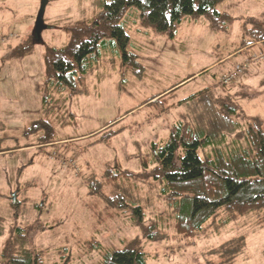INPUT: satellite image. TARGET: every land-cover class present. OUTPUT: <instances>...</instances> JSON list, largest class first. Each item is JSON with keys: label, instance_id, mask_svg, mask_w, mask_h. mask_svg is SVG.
Masks as SVG:
<instances>
[{"label": "rangeland", "instance_id": "rangeland-1", "mask_svg": "<svg viewBox=\"0 0 264 264\" xmlns=\"http://www.w3.org/2000/svg\"><path fill=\"white\" fill-rule=\"evenodd\" d=\"M111 1L49 0L37 42L41 0H0V264L35 254L48 264H97L107 252L127 248L143 252L148 264H264V225L252 214L220 226V213L205 224V235H177L170 224L181 208L164 193V173L153 155V144H165L174 125L194 123L202 113L226 134L248 122L264 124V59L262 67L255 58L246 63L264 44L229 58L245 40L255 41L251 31L264 32V0H221L211 10L220 15L184 17L173 38L127 9L118 24L138 67L99 20ZM98 20L97 34L106 35L83 61L84 72L75 62V93L54 84L51 53L79 36H95L82 32ZM22 48L31 50L17 56ZM240 64L246 72L224 89L226 71ZM201 91L199 100L175 106ZM225 107L237 114L220 116L219 123L218 109ZM107 170L129 176L123 195L139 199L144 224L117 216L90 189V179L101 183ZM154 224L162 226L152 232L164 237H147Z\"/></svg>", "mask_w": 264, "mask_h": 264}, {"label": "trees", "instance_id": "trees-1", "mask_svg": "<svg viewBox=\"0 0 264 264\" xmlns=\"http://www.w3.org/2000/svg\"><path fill=\"white\" fill-rule=\"evenodd\" d=\"M219 1L221 0H112L109 4H104L103 10L99 13V20L110 25L108 27L111 30L110 36L124 50V58L138 67L135 56H129L126 52L130 38L124 28L118 24L127 9H136L140 13L142 23L149 24L157 33H167L173 38L177 26L184 17L220 15L211 11ZM99 20L94 21L91 25L92 29L82 32L83 34L93 32L95 36L87 40L79 36L69 47L51 53L48 59L50 67L48 78L54 84L72 87V93H75L74 84L77 80L75 62L84 72L83 61L98 52L100 42L106 35L96 32V26L101 24ZM250 34L256 37L255 41L245 40L232 54L238 55L242 50L249 51L252 47H261L264 44V32L253 30ZM40 40L38 32L35 41ZM30 50L22 48L16 50L15 54L24 55ZM248 55L250 60L246 63L255 58L259 63L253 64L257 67L263 66L261 64L264 59L263 49L257 50L254 56ZM236 81L229 85L220 82V85L225 89ZM205 93L206 91H201L194 94L175 106L186 105L188 101L195 102ZM235 113L237 114L235 108L218 109V122L220 123V116L222 119L231 120L230 116ZM211 119L212 115L202 113L194 123L180 122L172 127L170 137L165 144H153L155 161L161 165L163 179L168 188L164 193H169L170 198H176L175 205L181 208L176 220L170 224L180 236L196 238L205 235V224L220 213L225 214L220 226L250 214L257 217L260 225H264V124L261 121L248 122L243 130H234L232 135L224 131L222 133L213 125ZM128 177L125 173L107 170L101 183L90 179L92 183L89 185L96 196L116 209L117 216L127 219L131 225L138 226L145 223L146 215L139 205V199L123 195L124 178ZM103 185L109 193L105 192ZM13 205H19V201L16 200ZM159 220L163 223L168 222L165 216L161 215ZM160 226L162 225L154 224L148 228L147 237L149 239L164 237L163 233L152 232V229ZM236 243L237 241H233L224 244L223 250ZM61 253L65 255L66 261L71 259L68 249L65 248ZM230 257L234 256L230 254ZM11 262L48 264L41 254L30 256L26 262L16 259ZM97 264L148 263L143 252L135 248H127L107 252L103 261Z\"/></svg>", "mask_w": 264, "mask_h": 264}, {"label": "built area", "instance_id": "built-area-1", "mask_svg": "<svg viewBox=\"0 0 264 264\" xmlns=\"http://www.w3.org/2000/svg\"><path fill=\"white\" fill-rule=\"evenodd\" d=\"M5 42V38L0 36V45ZM245 71V66L243 65H236L235 70L231 73L227 74L222 80L223 85H229L232 82L236 81Z\"/></svg>", "mask_w": 264, "mask_h": 264}, {"label": "water", "instance_id": "water-1", "mask_svg": "<svg viewBox=\"0 0 264 264\" xmlns=\"http://www.w3.org/2000/svg\"><path fill=\"white\" fill-rule=\"evenodd\" d=\"M49 0H41V7L37 18V31L40 32L44 29V15L48 6ZM15 200V197H14Z\"/></svg>", "mask_w": 264, "mask_h": 264}, {"label": "crops", "instance_id": "crops-1", "mask_svg": "<svg viewBox=\"0 0 264 264\" xmlns=\"http://www.w3.org/2000/svg\"><path fill=\"white\" fill-rule=\"evenodd\" d=\"M0 46H2V45H0ZM239 54H241V55H245V50H242V53H239ZM238 54V55H239ZM238 55H236V54H232L229 58H232V57H236V56H238ZM229 58H225V59H223V60H226L224 63H227L228 61H230V59ZM245 63V62H244ZM214 66V65H213ZM204 70H206V69H204ZM232 70V69H231ZM231 70H228V71H226V74L227 73H229V71H231ZM200 73V72H199ZM188 79H186L185 81H182L181 83H179L178 84V86L179 85H181V84H183V83H185L186 81H187ZM170 90V89H169ZM168 91V90H167Z\"/></svg>", "mask_w": 264, "mask_h": 264}]
</instances>
